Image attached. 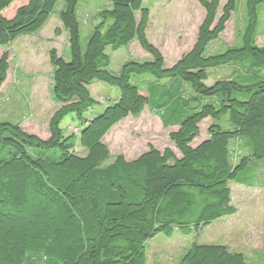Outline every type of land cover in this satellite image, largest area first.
<instances>
[{
	"label": "trees",
	"instance_id": "16d2710c",
	"mask_svg": "<svg viewBox=\"0 0 264 264\" xmlns=\"http://www.w3.org/2000/svg\"><path fill=\"white\" fill-rule=\"evenodd\" d=\"M80 1L0 0V49L37 34L61 2L59 20L70 53L68 60L54 49L48 53L50 91L58 108L49 119L47 139L24 132L21 122L0 121V264H147L146 245L157 235L188 236L234 215L229 184L238 182V173L251 162L264 160V43L256 45L264 0L244 1L239 43L216 54H208V48L225 31L237 0H226L219 16L220 0H196L204 18L190 51L171 67L146 38L149 11L143 0H107L92 19L84 46ZM133 41L150 61H127L113 74L107 49ZM227 66L233 68L229 79L205 85L208 71ZM8 70L5 52L0 92ZM141 75L169 83L170 103L162 109L172 117L161 120L177 128L169 139L179 157L150 146L134 160L119 155L108 163L105 135L148 105L150 95L132 82ZM94 81L117 89L118 97L87 119L97 105L89 92ZM70 115L79 125L77 135H65L61 128ZM205 119L210 120L207 138L192 146ZM234 140L244 141L250 152L232 163ZM51 150L58 156H44ZM177 264L246 261L226 246L193 242Z\"/></svg>",
	"mask_w": 264,
	"mask_h": 264
},
{
	"label": "rangeland",
	"instance_id": "374dc122",
	"mask_svg": "<svg viewBox=\"0 0 264 264\" xmlns=\"http://www.w3.org/2000/svg\"><path fill=\"white\" fill-rule=\"evenodd\" d=\"M244 1L237 0L236 10L226 24L225 31L209 46L208 54L221 53L239 43L236 34L244 23ZM225 2L226 0H220L218 16ZM62 5L61 2L57 4L49 21L37 34L21 36L9 47L0 49V55L8 53L9 62L7 79L0 92V121L21 122L24 132L43 140L49 136L48 122L58 108L50 91L52 67L48 53L54 49L64 60L70 57L67 36L59 20ZM106 5L107 0L79 2L82 46L91 32V23L96 12ZM143 5L149 11L146 38L161 53L165 66L171 67L192 48L198 27L204 18V10L196 0H143ZM263 43L264 3L258 8L256 45L261 46ZM107 54L113 74L118 73L127 61H150V55L141 49L137 41L116 51L107 49ZM232 70L231 66H227L208 71L205 85L210 86L216 80L229 79ZM132 82L150 95V99L139 117H127L103 138L102 143L110 154L108 163L119 155L126 161L134 160L150 146L160 152L169 149L179 157L169 139V134L177 128L166 127L161 120L172 117L169 109H162L170 103L172 91H165L168 89V81L155 83L150 76L141 75L133 76ZM89 92L97 105L86 113L87 119L99 115L108 103L118 97L117 89L100 81H94L89 86ZM209 124V119L199 124V137L192 146L207 138ZM61 128L65 135H77L79 132V125L71 115L63 120ZM75 151L81 156L84 155L79 146ZM229 151L230 160L234 163L239 156L248 155L250 148L247 149L244 141L234 140L230 142ZM45 153L44 156L49 159L58 156L55 150ZM237 179L238 182L229 184L231 204L236 209L234 215L222 217L188 236L177 231L170 238L157 235L146 245L147 264H177L193 242L220 244L230 251L242 254L246 264H264V160L251 162L246 170L238 173Z\"/></svg>",
	"mask_w": 264,
	"mask_h": 264
}]
</instances>
